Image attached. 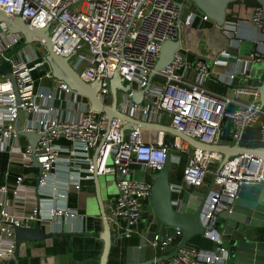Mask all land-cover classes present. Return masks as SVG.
<instances>
[{
	"label": "built area",
	"instance_id": "obj_1",
	"mask_svg": "<svg viewBox=\"0 0 264 264\" xmlns=\"http://www.w3.org/2000/svg\"><path fill=\"white\" fill-rule=\"evenodd\" d=\"M0 9L11 17H22L33 28L49 25L55 51L71 58V65L84 81L101 82L100 96L105 104L112 102L110 80L118 72L131 83L130 91H122L121 101L118 98V109L131 117L158 124H164L168 117L176 130L202 143L219 145L221 121L227 115L233 119V136L237 141L248 128L259 126L264 147L261 92L246 86L252 65L264 61V52L254 50L246 59L239 57L237 52L243 39L237 34L238 21L227 20L218 27L198 10L193 0H0ZM263 13L262 6L256 7L250 20L257 30L264 28ZM200 19L216 25L225 39L224 47L214 56L209 55L213 50L208 49L205 55L192 54L186 31L193 29L204 35L206 30ZM23 40L22 34L13 33L5 22L0 23V64ZM167 40L180 41V49L170 64L151 77ZM232 58L233 63L229 60ZM9 62L20 103L8 74H0V152H8L12 161L30 170L37 169L35 156L42 163L40 187L53 181V172L60 164L73 167L72 172L78 174L73 184L79 185L82 164L87 166L89 177H94V152L100 146L96 173L101 176L113 172L118 186L107 215L109 224L117 234L131 237L143 218V207L150 203L154 174L162 168L169 151L181 150L188 155V164L183 182L172 184V192L180 194L184 186L202 187L208 174L213 173L214 182L202 214L206 227L203 236L219 247L212 250L185 245L173 261L225 264L226 249L215 228V215L232 205L243 185L264 183V159L241 154L229 158L220 169L221 153L195 148L178 136L153 128L123 134L119 119L110 120L103 111H90L83 96L51 76L45 56L32 46L20 50ZM218 66L233 70L216 72ZM41 67L48 68L45 77L55 83L51 96L38 91L40 86L34 76ZM213 78L227 87L224 95L206 90V83ZM140 91H144L142 104L134 101ZM50 99L59 104L51 105ZM230 104L236 105L235 110L227 111ZM24 131L42 135L35 149L31 145L20 146ZM58 139L71 143L67 158L61 157L62 149L55 143ZM174 157L181 161L179 155ZM138 174L152 178H138ZM34 176H17L15 196L21 197V186ZM59 188L53 185L51 193H58ZM7 192L8 187L0 185V258L14 253L16 226H31L30 222L42 219L36 208L23 217L10 213L5 208ZM44 200L46 203L49 197ZM47 210L51 218L64 213L56 207ZM175 229V234L156 233L151 247L166 254L182 233Z\"/></svg>",
	"mask_w": 264,
	"mask_h": 264
},
{
	"label": "water",
	"instance_id": "obj_2",
	"mask_svg": "<svg viewBox=\"0 0 264 264\" xmlns=\"http://www.w3.org/2000/svg\"><path fill=\"white\" fill-rule=\"evenodd\" d=\"M233 1L236 0H193L198 10L208 16L218 27L225 25L228 6ZM256 1L264 8V0ZM262 17L264 18V13ZM1 22H5L11 32L20 33L24 38L19 45L7 54V58L0 64V74H8L12 81L18 103H20V95L16 79L11 74L12 66L9 59L20 50L28 46L33 47V44H36L39 47H44L46 50L43 56H45V60L48 63L50 75L58 80L64 81L72 90L83 96L89 104L90 111H103L108 115L110 120L113 118L119 119L123 134L138 128H153L164 131L172 136H178L195 148L221 153L223 155V161L221 162L220 169L229 158L241 154H249L264 159L263 146L254 148L246 147L241 145L240 141H236L232 145H209L176 130L170 125L148 123L135 119L120 111L118 109V92L119 90L130 91L131 83L118 72L110 80L112 102L110 105L105 104L100 96L101 82L95 81L88 83L84 81L71 65V58L63 57L55 51L51 42L49 25L43 28H33L22 17H11L4 10L0 9ZM180 46V41L167 40L163 43L160 57L151 77L173 61L174 55L180 49ZM216 52L217 50L213 49L209 55L214 56ZM238 81L239 78L237 79ZM246 86L259 89L261 92L262 106H264V61L252 65L250 78L247 80ZM143 95L144 91L136 93L134 101L142 104ZM22 135L29 139L30 145L34 149L42 137L41 134L28 131L22 132ZM99 151L100 146L95 150L93 162L95 166L94 178L98 190L97 199L103 220V230L98 233H75L67 231L58 234L46 233L42 229L41 219L37 220L34 226H16V249L13 254L1 257L0 264L8 261L21 260L23 258L22 251H24L26 242L47 241L58 235L71 236L75 234L92 235L101 238L104 246L99 264H108L112 247L117 246L123 236L117 234L112 229L107 218L108 214L105 210L100 192L101 176L96 173ZM33 159L35 165L39 168L38 177L36 178L38 185L41 179L42 163L37 161L35 156H33ZM172 160V151H169L162 168L154 174L150 196L153 222L146 235L141 238L138 246L127 247L126 259L122 264H156L173 260L190 239L197 235L202 236L205 234L206 227L203 224L202 214L210 191L187 190L181 198H174L171 188L172 184L170 182ZM215 216V228L220 234L226 249L225 264H264V183L243 185L232 205L223 208ZM160 225L165 228H178L182 230V239L169 253L148 259L149 247ZM40 264H60V256L52 257L44 255L41 258Z\"/></svg>",
	"mask_w": 264,
	"mask_h": 264
},
{
	"label": "crops",
	"instance_id": "obj_3",
	"mask_svg": "<svg viewBox=\"0 0 264 264\" xmlns=\"http://www.w3.org/2000/svg\"><path fill=\"white\" fill-rule=\"evenodd\" d=\"M257 4L252 1H239L234 2L231 6V15L233 17L239 15L237 19L238 24L236 25L238 36L243 39L241 42L238 55L244 59L247 58L248 54L252 51L264 52V28L263 30H257L250 22L253 13L256 9ZM202 27L206 30L204 35L199 33L198 38L202 37L204 41L203 49L213 50L216 49L217 52L224 47L223 43L225 39L221 36L220 31L210 22H205L199 20ZM198 25V24H197ZM205 34L208 39H205ZM220 39V40H219ZM220 41V43L218 42ZM217 43V44H216ZM200 49V48H199ZM203 50V51H204ZM208 52V51H207ZM216 52V53H217ZM232 63L235 59H229ZM260 63V62H257ZM254 63L253 65H255ZM235 68V67H234ZM233 70V67L218 66L216 72H227ZM245 79H242L244 83ZM53 79L47 82L52 92L54 86ZM206 90L209 93L215 95H224L227 92V87L217 81L215 78L209 80L205 85ZM51 92L43 93L42 95L51 96ZM49 103L51 105L57 106L58 101L50 99ZM236 105L230 104L227 107V111L235 110ZM264 108V106H263ZM168 117H165V119ZM165 121V120H164ZM165 125H170L165 123ZM221 138L219 144L232 145L237 140L234 138V122L233 119L227 115L222 118L221 121ZM259 126L253 127L256 131L246 132L240 140V144L246 147H261L263 146L260 141V130ZM252 129V128H248ZM247 130V131H248ZM57 145L61 147V157L67 158L71 150V143L64 140L58 139L55 141ZM19 144L22 148H26L30 145V141L26 136L21 135ZM174 151V150H173ZM172 151V155H173ZM95 154V152H94ZM173 155V160L170 169V182L171 184H181L183 182L184 170L188 164V161H177ZM83 170L81 171L80 184H73V181H77L78 174L72 172L73 167H69L67 164H60L57 166V171L53 172V181H49L45 186H38L36 182V176L39 173V168L30 170L18 162H14L10 159L8 152H0V185H6L8 187V192L6 194L5 208L12 214L23 217L25 214L33 211L35 208L40 210L42 229L46 233H61L63 231L75 232V233H98L103 230V220L100 214V207L97 199V185L94 177H89V173L86 171L87 166L85 164L81 165ZM136 170L139 169L138 165H134ZM70 170V171H69ZM72 172V174L70 173ZM29 174L33 176V180H26L24 185L20 188V195L15 196L13 189L16 184V179L18 175ZM106 176V175H101ZM138 178H146V180H151V175L142 176L137 175ZM71 182V183H70ZM213 173L208 174L205 184L202 187H189L184 186L183 191L180 194L173 193L174 198H181L183 193L187 190H200L207 191L213 185ZM54 183V184H53ZM59 188V192L52 194L53 185ZM42 191V192H41ZM51 193L49 195H44V193ZM100 192L103 198V203L107 214L109 213L110 206L115 196L108 195L105 200L104 188L100 184ZM41 193V194H39ZM54 193V192H53ZM118 193V192H117ZM83 194V199L81 198ZM49 197V200L44 203V199ZM42 198H44L42 200ZM150 203L146 204V207ZM56 207L61 209L64 213L61 216H56L51 218L48 214V208ZM147 208H145L146 210ZM144 210V211H145ZM74 214V215H71ZM37 221L30 222L31 226H34ZM153 222V214L151 211L143 212V218L135 227V232L131 237H123L119 240V244L112 247L108 264H122L126 259V249L129 246H138L142 237L148 232L151 223ZM156 233L159 234H172L176 233L175 228H165L162 225L159 226ZM183 232L177 237L181 239ZM201 244H198L199 237H195L192 240L193 245H198L197 247H202L203 249H211L210 243H206L209 240L202 237ZM190 240V241H191ZM211 241V240H209ZM214 242V241H211ZM216 243V242H214ZM178 244V243H177ZM176 244V245H177ZM217 244V243H216ZM175 245V246H176ZM187 245V244H186ZM103 240L99 237L84 234H75L71 236H55L47 241L38 242H26L24 245V251H22L23 258L19 261H8L4 264H40L42 256H60V264H99V259L103 251ZM175 246H170L166 253L172 251ZM188 246H190L188 244ZM195 247V246H194ZM152 248V253L148 259L163 255L161 252H157L154 247ZM156 264H175L173 260L167 262H160Z\"/></svg>",
	"mask_w": 264,
	"mask_h": 264
},
{
	"label": "rangeland",
	"instance_id": "obj_4",
	"mask_svg": "<svg viewBox=\"0 0 264 264\" xmlns=\"http://www.w3.org/2000/svg\"><path fill=\"white\" fill-rule=\"evenodd\" d=\"M186 33H187V37H188V43L190 45V48H192V54L205 55L204 52L207 51V49L205 48V50H204L203 48L205 46L207 47V45H206V43L204 45V41L205 40L202 41V37L198 38L199 31L193 30V29H187ZM205 36H207V35L205 34ZM185 42H186V36H185ZM33 48L41 56L46 53V50H45L44 47H39L36 44H33ZM76 57H77V53L75 55H73L74 59ZM47 72H48V68L47 67H41V68L37 69L36 72H35V76L34 77L36 78L37 84H39V86H40L38 91L41 94L51 92L50 87L47 85V82L50 81V79L48 77H45V74H47ZM121 97H122V90H119V93H118L119 101H121ZM164 122L165 123H169V120L166 118ZM173 155H179L180 158H181V161L183 160L185 162V161L188 160V155L186 153L182 152L181 150L174 149ZM100 182H101V185L104 188L105 200L107 199L108 195H110V196H116L117 195L118 186H117L116 178H115V175H114L113 172H110L107 176H101L100 177ZM81 195H82L81 198L83 199V194H81ZM145 208H147V209L145 210ZM144 210L152 212L151 205L149 204L147 207H143V211ZM202 237H203V235L201 237H199V240H198L199 243L198 244H201V242L203 240ZM206 241H207L206 243H210V246H211L210 248L212 250H216L219 247L218 244H216L214 242H211L209 240H206ZM188 244L190 246H195V247L198 246L196 244L193 245L194 243L192 242V240L189 241L187 243V245ZM151 250H152V248L150 246L149 250H148V255L149 256L152 253ZM165 262H167V261H165Z\"/></svg>",
	"mask_w": 264,
	"mask_h": 264
},
{
	"label": "trees",
	"instance_id": "obj_5",
	"mask_svg": "<svg viewBox=\"0 0 264 264\" xmlns=\"http://www.w3.org/2000/svg\"><path fill=\"white\" fill-rule=\"evenodd\" d=\"M239 1H242V0H236V1H233V2H231L230 4H229V6H228V10H227V20L228 21H237V19L239 18V15H237V16H235V17H233L232 15H231V6L233 5V3L234 2H239ZM243 1H249V0H243ZM252 1H254L256 4H257V6L256 7H258V6H261L260 5V3L258 2V1H256V0H252ZM259 128V130H260V127H258ZM248 130V129H247ZM246 130V132H251V131H256L255 129H249L248 131ZM245 132V133H246ZM243 136H245V134L243 135ZM195 237H201V235H197V236H195ZM195 237H193V238H195ZM192 238V239H193ZM182 239V238H181ZM181 239H178L177 240V243H179L180 242V240ZM191 240V239H190ZM198 248H202V247H198Z\"/></svg>",
	"mask_w": 264,
	"mask_h": 264
}]
</instances>
